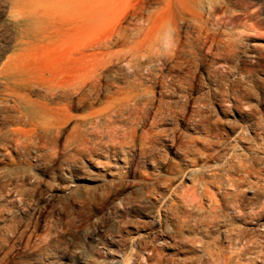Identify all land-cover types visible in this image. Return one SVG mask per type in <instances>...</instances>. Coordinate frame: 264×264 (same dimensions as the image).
Listing matches in <instances>:
<instances>
[{"label": "rangeland", "instance_id": "374dc122", "mask_svg": "<svg viewBox=\"0 0 264 264\" xmlns=\"http://www.w3.org/2000/svg\"><path fill=\"white\" fill-rule=\"evenodd\" d=\"M0 264H264V0H0Z\"/></svg>", "mask_w": 264, "mask_h": 264}]
</instances>
